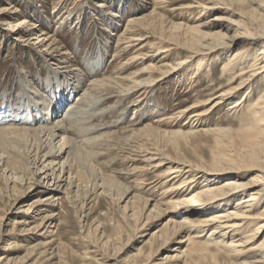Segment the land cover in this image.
I'll return each mask as SVG.
<instances>
[{"label":"bare ground","instance_id":"1","mask_svg":"<svg viewBox=\"0 0 264 264\" xmlns=\"http://www.w3.org/2000/svg\"><path fill=\"white\" fill-rule=\"evenodd\" d=\"M4 1L13 0H0V25L10 27L8 31L14 36L11 40L19 44L24 43V46L42 49L43 56L47 54L51 58L42 57L46 62L42 61L53 68L51 69L53 78L63 79L57 86L61 90L67 88V91L69 88H75L73 90L76 93L78 91L79 94L75 96L71 105H67L65 103L70 100L71 95L63 90L58 102H55L47 114H44L40 111V105L44 104L46 97L41 94L42 90L41 92L37 90L35 84L26 78L27 80L24 81L28 91H24L25 95L22 99H33L37 103L30 105L25 115L21 113L12 121L8 120L7 114L3 116L0 112V177L6 180V183L14 185L15 190L18 189V184H24L31 180L29 177L36 176V185H30L27 191L23 192H38L39 187H42V190H39L43 191L38 192L40 194L32 201L21 206L20 212L24 213V216L14 221L12 231H5L3 227L5 224H0V239L15 233L16 226L39 222L36 229H43L41 237L45 245L53 246L59 242L57 237L60 236L65 223L56 216L67 212L66 202L72 205L74 200L79 198L83 185L88 183V175L93 176L97 181L93 187L96 192L95 200L102 199L104 194L112 193L121 186L114 175H107L108 171H104L107 174L101 175L102 181L98 174H94L95 160L103 158L108 152L110 154L112 150L110 139L113 132L94 135L104 128L100 123L109 117V115L108 117L103 115L118 114L117 117H120L115 121L118 125L126 114L125 110L132 106L136 107L134 112L139 116H137L138 124L149 121L152 118L146 117L149 111L154 112L155 115L164 113L160 109V104L157 103L159 100L157 94L164 86L174 87L178 91L186 88L185 90L190 92L204 77L210 59L220 56L218 54L228 53L229 55L234 47L241 46L237 53L230 56L222 65V74L226 83L215 88L209 98L194 102L189 108L185 106L179 111L177 109L178 112L174 115L165 113L159 120L152 118V123L145 124L144 129L137 132L138 127H136V132H132L135 137L137 133L145 132L168 138L166 143H171L176 152L179 141L187 142L191 137L199 134L210 135L214 138L217 151L212 152V158L208 162L202 159L195 163L179 154H163L162 151L147 149L143 146H141L143 149L138 148L139 150L137 149L138 151L127 159V162L131 161V167L139 162L146 163L144 168L137 169V175L157 172L166 165L171 167L156 179L144 183L142 188L144 192L142 189L141 191L149 196L146 201L137 196L128 200L124 206L127 211L124 213V220L129 224L133 222L135 230L133 232H139L146 228L152 214L161 212V207L158 205L154 204L152 209L150 207V204L155 201L154 198L156 199L155 196L160 194L159 196L165 195L169 199L174 197L170 202L175 210L171 213L173 219L167 221L162 231L150 237L146 244L147 249H140L135 254L137 259L131 264L157 263L158 252L178 238H185L187 247L177 252L178 255L167 256L166 261L180 259L179 261L183 264H264V0L196 1L179 9L182 16H189L193 11H200V14H203L198 18L200 20L207 15V12L220 11L223 8L221 6L224 5L236 3L241 7L248 4L249 7L248 10L242 8L241 12L235 13L242 19L236 23L226 21L228 24H219L215 22H220L222 19L215 18L197 27L172 23V26L168 28H164V18L158 13L157 8L171 0H137L144 5L147 12L140 17L128 19L112 47L110 67L100 76L97 75L98 73L93 76L94 72L90 73V76L85 75L86 72L81 70L69 48L67 49L62 34L46 32L38 24L24 17L25 11L21 12L18 3L2 5ZM39 1L44 5L47 4L46 2L51 3V15L59 19L56 30H61L64 24L68 25V29L72 26L76 29L81 24L82 17L87 15L86 0ZM107 2L104 0L103 3H94V5L107 10L108 4H104ZM110 7L109 10H105V13L118 26L123 18L119 11L113 12ZM200 27L205 30H200ZM149 32H155L159 36V42L166 46L162 49L157 48L159 51L157 50L154 56L151 51H147L148 48L143 43ZM230 33L234 35L229 37ZM0 41V45L6 42L1 35ZM103 49L98 67L104 65L111 50L107 44ZM161 55L163 56L160 58ZM173 55L179 59V62L174 64L176 65L174 68L168 67L167 64L159 66ZM54 60L59 66L52 62ZM157 60L159 65L154 64ZM62 62L66 65H61ZM143 64H145L144 68ZM179 69L180 71L177 72ZM145 74L147 77L142 80L137 79ZM85 82L88 84L85 85ZM259 86L261 89L256 90ZM178 94H176L177 97ZM113 99H116L115 104H111ZM123 103H127V106L125 109H120L122 112L119 111L121 114L119 115L117 108ZM35 108L39 109L38 111L44 117L41 118L43 122L37 121L36 113L31 112ZM223 108L235 115L243 114V117L239 119L238 129L223 127V129H198L199 125L202 126L209 117H214ZM95 109L98 110L97 113H101L99 115L102 117L101 121L93 125L92 120L97 115L95 113L92 116V111ZM55 116L56 119H53ZM51 119L54 121L50 124ZM183 119L186 121L183 126L187 129L191 128V131L187 133L183 132L184 130L181 131L182 129L168 131L175 125H181ZM133 120L135 117L132 118ZM107 125L111 127L109 123ZM129 139L131 140L132 137L124 138V141L127 142ZM39 163L42 164L37 167ZM59 165L60 168L56 169ZM103 166L105 167L106 163ZM140 188L137 190L139 191ZM43 193L46 195L44 196ZM125 196L126 194L122 197ZM139 202H143V206H140ZM58 207H60V213L56 214L55 209ZM57 221L59 224H56ZM122 230L123 227L119 223L115 231L113 230L114 234L105 237L108 241L104 246L114 239L119 240L123 234ZM60 248L61 244H58L52 254ZM9 258L8 255L2 256L0 264H3L4 260H8L7 264L11 263L12 258ZM127 264L130 263L127 262Z\"/></svg>","mask_w":264,"mask_h":264},{"label":"rangeland","instance_id":"2","mask_svg":"<svg viewBox=\"0 0 264 264\" xmlns=\"http://www.w3.org/2000/svg\"><path fill=\"white\" fill-rule=\"evenodd\" d=\"M107 1H108L107 3H104L105 5L108 4L107 10H109V6H111L110 7L111 10L113 12L119 11L120 16L123 18L121 19V23H118V26L112 19H110L111 17L107 16V14L105 13L106 9L103 10V8L96 7L94 5V3L95 4L103 3L104 0L103 1L86 0L85 6H88L87 11H86L87 15H84L82 17L81 24L78 25L76 28L77 30L74 28V26H72L73 28L70 27L68 29V25L65 26V24L63 25V28L61 30H56L57 29L56 26L59 23L58 22L59 19L56 17H52L53 15H51L52 13L51 5H50L51 3L49 2H46L47 4L44 5L39 0H24V1L13 0L10 2L4 1L1 4L7 5V4H12L13 2L14 4L18 3V5L20 6L21 12L25 11L24 17L26 19L33 21V23L38 24L39 27L43 28L44 30H46V32L50 34L51 33L52 34L60 33V35L62 34L61 36H64V37L63 38L61 37V38L63 39L65 44H67V49L69 48L68 50L71 52L73 59L77 62V65H79L81 70L83 72L84 71L86 72V73L84 72L85 75L90 76V73L94 72L93 76H95L97 73H98L97 75L100 76L101 74L106 72L107 69L110 67L109 64L111 60V54L113 51L112 47L114 46L118 38V35L121 33L122 28H124L125 24L128 22V19L130 17H138V16L140 17L141 14H144L147 12V10L144 8V5L141 2H138L137 0H107ZM196 1L202 2V0H171L169 3L159 6L157 8L158 9L157 11L164 18V22H165L164 28H168V26H172V23L173 24L179 23V24H185L186 26H192V27L196 26L197 27V26H201L202 24H204V22H211L215 18L222 19V21L220 22H215L219 24L220 23L228 24L226 23V21L227 22L231 21V22L236 23L237 21L239 22L242 19L240 16L235 15V13L241 12L240 10L242 8H245L246 10H248V7H249L248 4H244L242 5L243 7H241V5L239 6V4H236V3L229 4V6L224 5V6H221V8L222 7L223 8L220 9V11L207 12V15L204 16V18L200 20H198V18L200 16H203V14L202 15L200 14V11L198 12L193 11V13L189 14V16H182L181 11L179 9L184 6H188V4H191V3L194 4V2ZM89 12L91 14H89ZM93 14H96V15L93 17L90 16ZM92 24L94 25V27ZM8 29H10V27L6 25L5 26L0 25V35L6 41L2 43V45H0V112L3 113V116L4 115L6 116L7 114L9 118L8 120L12 121L16 119V117L21 113L25 115L27 108L30 109V105L33 106V104L37 103L36 100H33V99H30L32 101L27 100V99H24V100L22 99V97L25 95V92L28 91V89H26L25 87L26 86L25 81L27 79L28 80L30 79V82L32 81L31 83L35 84V87H37V90H40V92L42 90L41 94L46 97L45 98L46 100H44V104L40 105L41 106L40 111L44 112V114H47L48 110L51 109L50 107L55 102H58V100L63 94V90L65 91V93H68L71 95L69 96L70 100L65 104L71 105V103H73V101L75 100V96L79 94V92L77 91L76 93L74 91L75 88H69V90L67 91V88H63L61 90V88L57 86L59 85V83H62L61 80L63 79L60 77L59 78L61 80L54 79L53 74H51V69L53 68L48 67V65L46 63H43L42 61L44 60L42 57L44 58H50V57L47 56V54L46 56H43L44 51L42 49L24 46L23 45L24 43L19 44L17 41L11 40L14 36L13 34H11L12 32L8 31ZM200 30L204 31L205 29L200 27ZM146 35L147 37L143 43L146 44L148 48L147 51L148 52L151 51V54L153 56L157 54V50H158L157 48L162 49L166 47L159 42L158 40L159 36L155 32H149ZM228 35L229 37H231L234 35V33H230ZM106 44L107 46H110V49H111L110 53L106 57L103 63L104 65L102 64L103 66L98 67L99 66L98 62L99 60H101L100 57L104 51L103 47H105ZM240 48L241 46L234 47V49H232V51L229 52L230 53L229 55L228 53L218 54L220 56H216L210 59L209 64H208V69H206L207 72H205L204 77L200 79L199 82L196 83L195 87L191 89L190 92L189 90H185L186 88L185 89L183 88L184 90L180 89L179 90L180 92H179L178 90H175L174 87L164 86L159 91V94L161 95L159 96V94H157L159 98L157 103L160 104L159 105L160 109L164 111V113L155 115L154 112L151 113L149 111L146 117L151 116L154 120H159V118L162 117V114L167 113V114L174 115L175 112L177 113L179 110L183 109V107L185 106L186 108H189L191 107V105H193L194 102L204 101L207 98H209V96L211 95V92L215 88H218L222 86V84L226 83V80L223 78V74H222V65L224 62H227V59L230 56L237 53V51ZM163 55L159 57L161 58ZM168 59L160 63V65L159 63H157L159 60L158 59L157 61L154 62V64H158L159 66H162L163 64L164 65L167 64L168 67L174 68L176 66L174 64L176 62H179L178 57L175 55H173L172 58H168ZM52 62L55 63L56 66H59L58 62H56L55 60ZM61 65L64 66L66 64L62 62ZM52 66L56 68L54 65ZM144 67H145V64H143V68ZM166 69H169V68H166ZM178 71H180V69L177 70V72ZM40 73L41 74L43 73V74L41 75ZM146 75L147 74L142 75V77H139L137 79L142 80V78L147 77ZM95 78H91V79H95ZM204 78H207V79H204ZM48 82L49 83L51 82V84H49ZM84 84L86 85L88 84V82H85ZM259 88L261 89V87L259 86L257 87L256 90H258ZM176 94H178V97L176 96ZM198 95L200 96L198 97ZM115 100L116 99L111 100V104L112 103L115 104L116 102ZM24 101H27V102H24ZM64 102L65 101H63V103ZM126 106H127V103H123L122 106L120 105L119 108H117L118 110L117 112L119 113V115H121L120 114V112H122L121 110L125 109ZM135 108L136 107L129 106L127 110H125L126 114L124 115L123 119H121V122L118 125L117 123H115V121L120 116L117 117L118 114H115V113H111V115L113 116H111L109 113L108 114L106 113L103 116L108 117L109 115V117L106 118L104 122L100 123L104 128L102 130L100 129V131H97L94 134L96 135L102 132L103 133L113 132L112 138L110 139L112 150H110V154L108 152V154L104 156L103 158H100V159L97 158L95 160L94 174H98L101 177V181L103 178V176L101 175L103 174L108 173L107 175L109 176L114 175L118 179L121 186L115 189L112 193L104 194L102 199L99 198L98 200H95L96 192L93 187L97 181L93 176L88 175L87 176L89 177L87 181L88 183H85L83 185L84 187H83L82 192H80L79 194V198L75 199L72 205L66 202L65 209L67 208L69 209V211L66 209L67 212L65 214L56 216L57 219L59 218L61 219L63 223H65L64 224L65 226L60 231V236L57 237L59 238L58 240L59 242H56V244L53 246H46L41 237V234L44 232L43 229H36L38 227L37 224H39V222L38 223L35 222L32 224H27V225H19V226H16L15 233L5 235L3 238L0 239V258L4 255L5 256L8 255V257L12 258L11 261L13 262V263L11 262L8 264H127V262L131 264L132 261L137 259V256L135 254L140 249H147L146 244L148 240H150V237L154 233L158 231H162L167 221H169V219H173L172 218L173 216L171 215V213H174L175 210H173L174 207L173 205L172 206L170 205V202H171V199H173L174 197L169 199L165 195L164 196L163 195L159 196L160 194L156 195L155 196L156 199L154 198L155 201L153 200L154 203H151V204L149 203V204H150L151 209L153 208L154 204L160 206L161 212L157 211L156 213L152 214L151 219L147 222L148 224L146 225V228L136 233L133 232L135 231L133 229L134 223L130 222L129 224V223H126V221L124 220V213L127 212L125 211L124 206L127 204L128 200H130L131 197H135V196L140 197L141 199L146 201V199H148L149 196H147L146 194L145 195L143 194L144 189L142 188L144 186V183L147 181H152L156 179L164 171L168 170L171 166L166 165L162 167L160 170H158L157 172H151V173L148 172V174L145 173V175H139V174L137 175L136 173V171H138L137 169L144 168L146 163L144 164V163L139 162L135 164L136 166L134 165L131 167V161L128 160L129 162L128 163L127 159L130 157V155L135 154L136 151L139 150L138 148L143 149L144 147L147 149L149 148L151 150L155 149V150L162 151L163 154L164 153L165 154L172 153V155L179 154L183 158H187L188 160L193 161L195 163L200 162L202 159L208 162V160H211L212 158L211 157L212 152L217 151V150L215 148L216 145H215L214 138L213 136L211 137L210 135L206 136L203 134H199L198 136L191 137L187 142H185L184 140L179 141L180 144L178 145L177 152L173 150V145L171 143H166L168 138L157 136L156 134H154L153 136L152 134L145 133V132L137 133L136 137L133 136L134 134L132 132H136V130L138 132L139 130L144 129L143 128L144 125L149 122L151 124L153 120L152 118H150L149 121L146 120L138 124L139 119L137 118L139 116L136 115V112H134ZM34 110H32L31 112H33L34 114L36 113L37 121L41 120L43 122L44 120L41 119L43 116L38 111L39 109L37 110V108H35ZM97 111H98L97 109L92 111V116L93 114L97 113ZM217 113L218 114H216L214 117L212 116V117H209V119H207V121L210 120V122L205 121V123L207 124L204 123L202 124V126L199 125L198 129H213V128L214 129H223V128L232 129L233 128L236 130L239 128L238 122H239V119L243 117V114L241 115L239 113V115H235L226 108H223L221 111H218ZM99 114L101 113H97V115L92 120L94 121L93 125L101 121L102 116L100 117ZM52 115L53 114L51 113V116ZM133 117H135V120H133L134 122L132 121ZM53 119H56V116ZM53 119L50 120V124L54 121ZM108 123L109 125H111V127L107 125ZM183 123H186L184 119L181 120L182 126L175 125L172 128L173 130L170 128L168 131H175L177 129H178L177 131H180L182 129L181 131L184 130L183 132L187 133L192 130L191 128L187 129V127L183 126L184 125ZM104 125L105 126L107 125V126L105 127ZM126 127L128 131H125L127 130ZM136 127L138 128L136 129ZM130 131L132 134L129 133ZM129 137H132L131 140L129 139L130 141L129 140L127 142L124 141V138L128 139ZM119 144L121 147L119 146ZM137 144H138V147H137ZM132 146H134V148ZM130 150L132 151V153ZM111 151H114L115 153ZM124 152H126L127 154ZM107 157L108 159L110 157V159L108 160ZM111 158H115V159H111ZM119 159H122V160H119ZM122 161H124V163ZM109 162L111 163L113 162V163L110 164ZM105 163H106V166H108L107 168L111 169V171L107 169L106 166L105 167L103 166L105 165ZM122 163L125 165H123ZM41 164L42 163H39L37 167H40ZM59 168H60V165L56 166V169H59ZM102 168L104 169L102 170ZM104 171L105 172L108 171V172L105 173ZM30 178L31 180L32 179L33 180L26 181L24 184H18V189L14 190L13 188L14 185H12L11 183L8 184V182L6 183V180L0 177V190L2 191V192L0 191V224L2 223L5 224L3 225V227H4V230L7 232H10L14 229L13 226H14V221L16 219H19L20 217L24 216V213L20 212L21 206L32 201V199L35 196L40 194L38 192H43V191H40L42 190V187L38 188V192L37 191H34V193H32L33 191L31 193L23 192V191H27V188L30 185H33V186L36 185L35 183L37 182L36 181L37 177L34 176V178L29 177V179ZM139 187L141 188L138 191L137 189ZM43 189H46V188H43ZM141 189L143 192L141 191ZM20 192H23V193H20ZM99 193H101V191H99ZM125 194L126 196L123 198L122 196ZM45 195L46 194H44V196ZM20 196L22 197L19 199ZM139 203H140V206H143V202H139ZM147 209L148 208L146 207V210ZM55 210H56V214L60 213V207L56 208ZM119 223L123 227V230L121 231L123 233L121 234V238L119 240L114 239V241L112 240L111 242L112 244L109 243L107 246H104L105 243L108 241L106 238L114 234L115 228L118 227ZM56 224H59V222L57 221ZM51 240H48V241L51 242ZM180 240L182 242H180ZM185 241H186L185 238H178L176 241H172L168 247H163V249H161L158 252V257H157L158 260L156 261L157 263H153V264H159V263L183 264L182 261H179L180 259L177 261L174 259H170V260L167 259L168 261H166V257L178 255L176 254L177 252L184 250L188 245L187 241L186 242ZM58 244H61V248L57 250L55 254H52V252L56 249V246H58ZM48 250L50 251L48 252ZM174 250H178V251H174ZM54 257H57V258H54ZM7 262L8 260H4L3 264H7ZM147 264H151V263H147Z\"/></svg>","mask_w":264,"mask_h":264}]
</instances>
